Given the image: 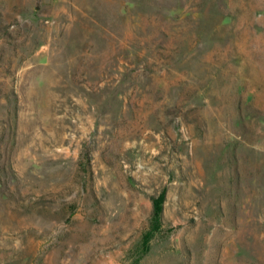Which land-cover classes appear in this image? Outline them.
Segmentation results:
<instances>
[{
  "label": "rangeland",
  "instance_id": "obj_1",
  "mask_svg": "<svg viewBox=\"0 0 264 264\" xmlns=\"http://www.w3.org/2000/svg\"><path fill=\"white\" fill-rule=\"evenodd\" d=\"M0 264H264V0H0Z\"/></svg>",
  "mask_w": 264,
  "mask_h": 264
},
{
  "label": "trees",
  "instance_id": "obj_2",
  "mask_svg": "<svg viewBox=\"0 0 264 264\" xmlns=\"http://www.w3.org/2000/svg\"><path fill=\"white\" fill-rule=\"evenodd\" d=\"M163 201H164V192H162L161 195H159L158 197L152 198L151 224L149 230L144 233L143 241H142V245L145 247L144 251H146L148 240L152 236L151 231L152 230L154 231L159 227Z\"/></svg>",
  "mask_w": 264,
  "mask_h": 264
}]
</instances>
